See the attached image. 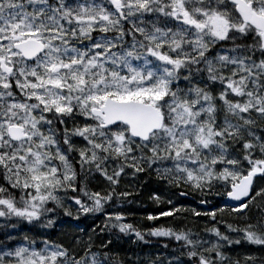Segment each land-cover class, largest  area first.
Listing matches in <instances>:
<instances>
[{"label":"snow or ice","instance_id":"obj_1","mask_svg":"<svg viewBox=\"0 0 264 264\" xmlns=\"http://www.w3.org/2000/svg\"><path fill=\"white\" fill-rule=\"evenodd\" d=\"M0 264H264V0H0Z\"/></svg>","mask_w":264,"mask_h":264},{"label":"trees","instance_id":"obj_2","mask_svg":"<svg viewBox=\"0 0 264 264\" xmlns=\"http://www.w3.org/2000/svg\"><path fill=\"white\" fill-rule=\"evenodd\" d=\"M213 201V203L211 205H209L208 207H212V208H215V206L217 204H219L220 206H224L225 205V200L223 198H209ZM138 202V201H137ZM140 203L142 204V206L144 205H148L147 208H143L141 207V204H140V207L137 208V209H134L137 213H143L145 211H151V212H154V213H158L161 209H164L167 207L166 204L162 203V204H159V205H156V204H153V202L151 200L148 199V196H147V192H145L144 194V197H143V202L140 201ZM178 203H182L185 207H188V208H191V207H203L202 205H199L197 204L194 200H190V199H187V198H179L178 200ZM152 207H151V206ZM163 219H170V218H163ZM204 220L208 219V218H202ZM128 220L129 222H140V216L137 215V216H129L128 217ZM144 223H151V222H144ZM159 223V222H157ZM142 226V224H141ZM203 225L201 224V227ZM145 250H150L146 247Z\"/></svg>","mask_w":264,"mask_h":264},{"label":"rangeland","instance_id":"obj_3","mask_svg":"<svg viewBox=\"0 0 264 264\" xmlns=\"http://www.w3.org/2000/svg\"><path fill=\"white\" fill-rule=\"evenodd\" d=\"M140 204H141L140 201H138V202L136 203V205L133 206V208H134V209L139 208V207H140ZM150 206H151V205H150ZM141 207L144 208V206H142V204H141ZM151 207H152V206H151Z\"/></svg>","mask_w":264,"mask_h":264}]
</instances>
